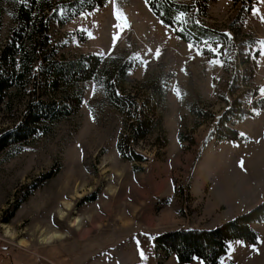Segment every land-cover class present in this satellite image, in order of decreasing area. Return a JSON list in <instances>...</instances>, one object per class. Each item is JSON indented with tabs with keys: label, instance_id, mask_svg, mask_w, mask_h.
Segmentation results:
<instances>
[{
	"label": "rangeland",
	"instance_id": "1",
	"mask_svg": "<svg viewBox=\"0 0 264 264\" xmlns=\"http://www.w3.org/2000/svg\"><path fill=\"white\" fill-rule=\"evenodd\" d=\"M115 9L128 26L116 27ZM202 12L203 23L222 32L228 44L212 38L189 48L144 0H108L63 25L52 23L57 56H121L131 64L127 89H139L147 76L166 79L167 144L160 147L155 137L139 142L146 161L135 171L116 147L120 113L101 82L86 81L77 110L0 152V264H201L199 258L179 263L156 249L155 238L177 229L214 228L262 201L250 208L235 202L243 190L264 192V110L231 120L236 141H217L215 130L234 98L248 100L243 106L251 109L254 91L264 97V0H212ZM1 21L4 42L14 22L8 12ZM25 92L14 95L12 109L0 106V131L20 119L30 94ZM194 100L213 114L198 127L189 110ZM76 216L78 225L72 222ZM252 227L258 242L230 241L219 264H264V222Z\"/></svg>",
	"mask_w": 264,
	"mask_h": 264
},
{
	"label": "trees",
	"instance_id": "2",
	"mask_svg": "<svg viewBox=\"0 0 264 264\" xmlns=\"http://www.w3.org/2000/svg\"><path fill=\"white\" fill-rule=\"evenodd\" d=\"M107 1L0 0V31L4 12H8L14 22L4 42L0 36V106L12 109L15 94H24L27 89L30 93L27 99L24 98L20 119L0 131V152L35 135L42 124L54 123L77 110L83 100V84L89 80L101 82L105 97L120 113L123 131L116 147L123 159L133 162L135 171L142 170V163L146 161L137 148L139 142L155 137L160 147L167 144L162 127L167 81L161 74L145 77L137 90L127 89L131 64L125 58L96 54L66 58L63 54L55 55L53 51L50 41L53 22L63 25L79 14L103 7ZM194 1L196 7L177 0H147L145 3L163 24L187 43L203 46L215 38L214 43L228 44L230 40L222 32L206 26L200 17V11L205 15L212 0ZM180 13L185 15L180 17ZM41 88L44 97L37 95ZM139 90L143 93L140 94ZM258 95L259 92L254 91L251 109L243 106L248 100L244 104L237 98L231 101L230 107L218 117L215 130L217 141H236L240 138L231 120L236 116L252 115L255 109L264 110V97L256 98ZM189 110L195 117V127L213 117L211 112L201 108L198 100L191 102ZM179 140H186L184 134H179ZM95 197V194L86 196L83 201H91ZM261 221H264V200L214 228H184L166 232L155 238V246L167 254H174L179 263L199 258L203 264H219L230 241L258 242L252 223Z\"/></svg>",
	"mask_w": 264,
	"mask_h": 264
},
{
	"label": "snow or ice",
	"instance_id": "3",
	"mask_svg": "<svg viewBox=\"0 0 264 264\" xmlns=\"http://www.w3.org/2000/svg\"><path fill=\"white\" fill-rule=\"evenodd\" d=\"M113 2H115V0H113ZM145 2L147 3V0H145ZM255 11H258V9H254V12ZM114 14L116 15V19L118 21H120V23H118L116 25L117 28L122 29L123 27L128 26V21H127L126 16L119 9H115ZM184 15H185V13H180V17H183ZM261 18L264 19V17H261ZM196 23H199V21H196ZM89 35H91V33H89ZM262 43H264V42H262ZM192 47H194V46L192 44H189V48H192ZM208 47L210 48L211 51H214V52L216 51V49L213 48L211 45H208ZM155 54L158 57L160 55V50L156 49ZM209 62L210 63H221V61H219L217 59H213ZM176 91H177V95H179L180 94L179 90L177 89ZM261 91L264 92V89H261ZM241 135H243V134H241ZM253 247H255V246L253 245ZM141 254H143V253H141ZM201 264H202V262H201Z\"/></svg>",
	"mask_w": 264,
	"mask_h": 264
},
{
	"label": "crops",
	"instance_id": "4",
	"mask_svg": "<svg viewBox=\"0 0 264 264\" xmlns=\"http://www.w3.org/2000/svg\"><path fill=\"white\" fill-rule=\"evenodd\" d=\"M264 190V188H263ZM245 195L243 197H241L239 200H237V197H236V200L235 202L236 203H240V202H243L245 205H244V208H250L253 206V204L255 203H258L260 202L261 200H264V192H261V190H258L256 192V194H254L253 190H248V191H245L243 190ZM228 201V199H227ZM246 203H250V205L248 207H245L246 206ZM261 222H264V221H261ZM261 222H254V223H261Z\"/></svg>",
	"mask_w": 264,
	"mask_h": 264
},
{
	"label": "bare ground",
	"instance_id": "5",
	"mask_svg": "<svg viewBox=\"0 0 264 264\" xmlns=\"http://www.w3.org/2000/svg\"><path fill=\"white\" fill-rule=\"evenodd\" d=\"M105 204H106V203H105ZM103 205H104V204H103ZM103 205H102V206H103ZM66 206L69 207L68 204H66ZM106 206H107V205H106ZM106 206H105V207H106ZM109 206H110V205H109ZM111 207H112V206H111ZM98 211H99V210H98ZM102 211H103V210H102ZM105 211H107V210H105ZM95 216H96V215H95ZM97 216H98V215H97ZM122 216H124V215L122 214ZM105 218H106V217H105ZM92 219H93V218H92ZM72 220H73V221H72L73 224H77V225L80 224V222H81V219H80L78 216L73 217ZM90 220H91V219H90ZM98 220H99V219H98ZM94 222H95V221H94ZM92 225H93V224H92ZM52 235H53V234H52ZM55 236H56V235H55Z\"/></svg>",
	"mask_w": 264,
	"mask_h": 264
}]
</instances>
